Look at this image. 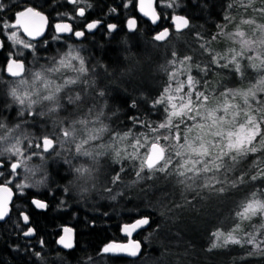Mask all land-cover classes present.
<instances>
[{"label":"snow or ice","instance_id":"6c2138e0","mask_svg":"<svg viewBox=\"0 0 264 264\" xmlns=\"http://www.w3.org/2000/svg\"><path fill=\"white\" fill-rule=\"evenodd\" d=\"M70 4L76 6L81 0H68ZM156 0H136V6L140 13L151 19L156 24L162 17L156 14L153 7ZM255 0H230L225 5L226 9L240 13L243 10L246 13L249 9L258 13L264 18V0H259L260 7L254 8ZM133 5V0H127L123 7L127 9ZM160 7L178 8L180 5L176 0H159ZM7 6L0 0V11ZM92 7L85 3L84 6L74 7L75 16H69L67 13L61 14L63 20L70 22H59L55 24V31L58 35L53 37V41L61 39L60 34H70L76 38L85 37L86 33L97 30L103 23L102 19L87 21L82 29L79 28V18L86 16V10ZM115 12L116 9H110ZM164 19H168L165 13ZM172 31L180 32L183 29L194 27L187 16L173 15ZM235 17L231 14L224 15V24L218 25L219 31L216 35L205 39L199 32L194 33V39L197 41L195 49H188L193 55L199 58L207 54L209 59L195 64L198 75L203 73L201 79H196L191 74L193 68V55L178 54L176 51L170 53L172 59L169 64L172 69L168 72V84L163 93L152 103V108L157 105H163L164 120L155 123L143 116L132 115L128 119L131 127L120 132L110 130L108 125L104 124L105 111L108 103L104 100L99 111L96 109V98H104L106 93L98 88L94 78L87 77L89 69L85 66V58L80 54V50L69 45L66 52L59 58H51L50 66L41 65L39 71L27 69L28 75L25 76V64L23 53L14 56L9 53V59L6 63L5 71L10 77L19 78L15 86L9 88V96L13 103L18 105V117L23 118L27 113L30 118L51 119L58 116L59 113H67L61 119L51 120L52 131L46 135L30 138L24 133L15 135L19 132L22 124L32 123V120H21L9 128L0 118V221L9 215V203L12 200L15 187L19 193H23L25 188L39 187L47 183V173L40 167H29V161L38 158L45 162V156H60V151L64 149L72 152L73 158L87 157L89 165H80L73 167L74 180L79 185V191L83 194L90 193L96 188L98 174L100 171V160L110 158V162L117 165L114 168V175H110L108 183L110 187H105L104 191L111 194L110 199L116 200L117 196L123 195L117 191L113 193V187L117 184H123L122 177L127 175L125 162H136L131 166L134 170V179L126 186H134L145 181L159 180L161 177L165 181L174 182L182 187V199L180 203L173 202L171 207H167L169 212L183 210L192 204L183 192H193L196 196L207 191L210 196H224L232 190L247 188L251 185V190L245 200L238 205L239 210L235 213V218L239 221L251 220L252 217L260 215L264 217V111L253 109L252 103H259L264 108V102L257 101V94L264 93V76L257 81L246 92H237L223 84H212L206 77L213 68L219 70H231L235 74L244 77L242 61H247L248 66L254 69H264V25H257L254 19H242L241 24L252 27L253 34L259 31L257 39H248L244 31L226 33L224 30ZM48 25V17L42 12L28 7L23 11L15 13V23L7 22L0 25L4 29L20 28L28 37H41L44 35ZM76 25L77 28H74ZM236 25H233L235 27ZM117 25L113 23L106 24L108 32H114ZM126 27L129 31L136 30L137 21L127 19ZM170 30L163 28L153 36L154 41L163 42L168 39ZM217 37L227 38L233 43L239 45V51L232 48L231 58L227 55H220L212 48V43ZM9 39L15 41L18 45H23L25 49L32 50L34 58L38 61L40 57L35 56L36 44L25 42L20 39L16 31H12ZM47 46L48 41L43 42ZM3 41H0V48H3ZM76 63H73V62ZM102 68L105 66L101 65ZM71 71L72 75H65ZM95 71V66H93ZM106 71V68H105ZM216 75L215 72H212ZM184 76V79H181ZM52 77H56L61 83H56ZM30 78V79H29ZM0 82L2 78H0ZM175 84V87H173ZM80 87V91H75ZM185 88L187 90H185ZM94 93V95H93ZM237 96L243 98V107L239 104L229 103V98L236 99ZM217 101L214 108L207 106ZM84 105L88 107L84 108ZM11 107V105H8ZM133 109L137 105L133 101ZM119 109L112 115H116ZM80 112L84 114L78 115ZM253 112L258 113L254 115ZM76 117V118H72ZM42 127V126H41ZM143 131H135L136 129ZM105 133H109V141L103 142ZM26 142V143H25ZM66 145L70 147L65 148ZM39 150V151H37ZM261 153L253 161L249 168L241 167L249 154ZM66 163L71 164L68 160ZM7 164V167H6ZM23 169L35 176L38 172L41 178L35 180L32 184L27 182L14 183L20 176L18 170ZM159 174V175H158ZM259 182L260 187L257 186ZM73 181H69L72 185ZM12 185V187H9ZM62 192L69 194V187L65 186ZM146 191H153V185H146ZM53 194L50 192V195ZM167 193L162 195V199L167 197ZM63 203V201H61ZM33 205L38 209H46L48 205L38 199L32 200ZM150 205L147 203L143 208L136 207L135 213L130 218V222L121 225V232L127 238V243L116 241L109 242L102 248L103 254H125L136 257L140 254L141 243L132 240L133 233L139 234L141 230H146L151 226L155 217L145 215L149 211ZM163 216L164 212H159ZM20 222L24 225H30V216L27 211L20 212ZM158 227V226H157ZM17 228L23 237H31L35 234V229L28 226L26 230ZM65 235L61 236L58 243L65 248L71 249L72 229L64 228ZM240 232V224L236 223L227 233L217 228L212 236L215 238L209 251L213 248L227 247L228 245H246L252 246V251L248 255H264V223L258 228H254L251 233H244L238 238L235 233ZM147 239V237H145ZM43 245V240L39 241ZM18 250V246H17ZM40 257V253H35Z\"/></svg>","mask_w":264,"mask_h":264},{"label":"trees","instance_id":"16d2710c","mask_svg":"<svg viewBox=\"0 0 264 264\" xmlns=\"http://www.w3.org/2000/svg\"><path fill=\"white\" fill-rule=\"evenodd\" d=\"M2 2L7 6L3 10L4 19H10L15 11L26 5H32L45 13H50L52 10L50 16L53 17L62 18L61 14L64 13L71 15V7L65 5L67 0H2ZM229 2L230 0H176L180 6L174 10L187 15L194 27L182 33L173 34L163 44L154 42L149 35L141 31L143 29H140L135 34L121 31L112 39L99 35L81 47L85 63L91 68L90 71L95 66L96 78L94 79L98 82V88L106 93L101 99H109L107 100L108 111L111 114L109 122L115 131L123 132L131 127L128 117L132 115L147 118L153 122V126L157 122H163V105H157L153 109L152 103L167 87L168 72L165 68L169 71L172 69L169 64L172 59L170 53L176 51L181 55L185 53L193 55L188 49L196 48L195 32H199L206 40L216 35L219 31L218 25L224 24V15L227 13L235 19L225 28L226 33L240 30L246 33L245 38L257 39L259 31L254 35L252 27L241 24L240 21L254 19L257 25H264V18H261L258 13L254 14L251 9L246 13L243 10L240 13L228 10L225 5ZM253 7L257 9L260 7L259 0H255ZM233 25L236 26L233 27ZM0 37L3 36L0 34ZM59 45L62 48V43ZM49 48L50 45L45 49L37 46L35 55L42 60L50 54ZM212 48L220 55H227L229 59L232 48L239 51L238 44L220 37L212 43ZM9 53L11 51L5 44L0 51V78L4 77L3 69ZM30 56L31 53L26 51L23 58L28 60ZM208 59L207 54L199 58L193 55L191 74L194 78L203 77V73L198 75L195 64L200 63L204 66V62ZM101 65L105 66L106 71ZM242 68L244 69L243 78L234 71L213 68L212 72L216 75L209 72L206 79L212 84H223L237 92H246L264 76V69L251 68L246 60L242 61ZM181 79H184V76H181ZM210 100L212 102L207 107H216L217 101L212 100L211 97ZM133 101L137 105L136 109L131 107ZM257 101L264 102V93L257 94ZM4 102L5 98H0V118L6 120L8 109L7 103ZM101 102L104 103V100ZM229 103L243 107V98L241 96H237L236 99L229 98ZM252 108L264 111L261 104L255 102L252 103ZM117 109H119L117 114L112 115ZM253 114L258 115L256 112ZM47 129H45L46 132L52 131L51 126ZM135 131H143V129L138 128ZM29 135L33 138V142H36L34 137L41 136V133ZM258 156L262 154H249L242 161L241 167H251ZM53 162H48L46 165L47 183L44 184L45 188L42 192L27 190L21 195L16 192L8 218L0 222V264H264V255H248V252L252 251L251 245L245 244L243 247L228 245L209 251L215 240L212 233L217 228L227 233L236 223H239L240 232L234 234L239 238L244 233L253 232L254 228L264 223V217L260 215L246 221L235 218V213L239 210L238 205L245 200L251 185L247 188L232 190L220 197L210 196L206 190L201 192L200 196H196L191 191L185 194L183 192V196L192 201V204L183 210L169 212L165 205L171 207L173 202H181L182 187L174 182L165 181L161 177L159 180L142 182L140 186L129 187V190L125 191L127 195H119L116 200L110 199L109 193L103 190V193L108 194L104 203L97 206H82L74 203L75 201L70 199L68 194L65 195L62 192L61 189L66 186L68 178H66L64 166ZM133 163L136 162H125L127 175L122 177L124 183L128 181L127 184H129L135 178L131 166ZM114 168H117V165L114 164ZM114 174L113 171L111 175ZM144 184L153 185L152 193L149 192L152 196H147L146 199L141 197L145 188ZM110 186L108 183L106 187ZM257 186L262 185L257 182ZM112 187L115 189L114 186ZM119 187L121 191L124 189L122 184H119ZM50 192L53 194L50 195ZM164 193L168 195L162 199ZM33 197L46 200L48 207L42 210L31 205ZM156 198L165 204L161 207L156 202ZM146 203L150 205V209L144 214L154 216L155 219L151 226L139 234L141 240L142 235L149 236L146 239L147 242L142 241L144 246L142 254L136 259L100 254L101 247L106 242L122 240L121 223L130 221L135 214L133 209L138 206L143 208ZM25 210L35 228L33 239H25L17 228L18 223L22 227L20 212ZM161 211L164 212L163 216L159 215ZM64 224L72 225L77 231L75 247L69 250L59 248L56 243L60 228ZM161 233H164L163 237ZM156 235L159 238L154 240ZM41 240L44 242L43 245L39 243ZM160 244H165L164 248ZM177 251L181 252V255L177 254ZM35 253H40L41 256L37 257Z\"/></svg>","mask_w":264,"mask_h":264},{"label":"rangeland","instance_id":"374dc122","mask_svg":"<svg viewBox=\"0 0 264 264\" xmlns=\"http://www.w3.org/2000/svg\"><path fill=\"white\" fill-rule=\"evenodd\" d=\"M167 2V0H166ZM165 11L168 12V10L171 11L172 8H163ZM1 12V16H4V12L3 11H0ZM175 13V12H178V11H175L174 9H172V13ZM7 22L8 24H11L12 22L9 20H4V21H1V23H5ZM0 23V25H2ZM12 31H16L19 38L20 39H23L26 43L27 42H32L28 39H26L25 37H23V35L21 34L20 30L18 28L16 29H12V28H8V29H4L3 27H0V34L3 36L2 38L0 37V41H3V44L5 43L8 48L10 49L11 53L14 55V56H18L20 53H24L26 51H30L31 53V56L29 57V62H28V65L26 67V72H25V76L28 75V72H27V69H31V71L35 72V71H39L40 70V66L41 65H47V66H50V61H51V58H59V56L61 54H63L64 52L67 51L68 49V46L69 45H73L75 47H77L79 50H80V54L83 56V53L81 51V47L82 45L81 44H78L76 42H68V41H65L63 40L62 42V45L60 48V45L57 44L58 42L57 41H53V38H51V40H47L48 41V44L47 46H44V44H36L35 42H32V43H35L36 46H41L45 49V47H48L49 45L50 48V54L46 55L42 60H36L34 58V55L32 53V50L30 49H25L23 47V45H18L15 43V41L9 39V36L11 34ZM51 42V44H49ZM37 52L35 51V54ZM36 56V55H35ZM73 63H76L75 61ZM85 66L89 69L88 71V74H87V77L85 78H96L94 76V71H90L91 68L88 67V64L86 65L85 63ZM65 75H72L71 71H68L65 73ZM92 76V77H91ZM91 77V78H90ZM19 78H15V79H9L8 77L6 78H2V81L3 82H0V98H5V102L4 103H7V106L6 108L8 109V117L7 119L5 120L4 119V122L8 125L9 128L13 127L15 124L17 123H20L21 120H32V123H27V124H22L19 132L17 133H14L15 135H19L20 133H24L26 135H28L30 137V133H36V132H40L41 133V136L42 135H46L48 134V132H46L45 129H47L50 125H51V120H58V119H61L63 118L64 116L67 115V113L65 112H61L59 113L58 116H54L52 117L51 119H49L48 117H45V119L41 120V119H38V118H30L28 117L27 113H25L24 117L21 118V117H18V105H14L11 97L9 96V88L11 86H15V83L18 81ZM30 79V78H29ZM52 79L55 80L56 83H61V81L59 79H57L56 77H52ZM96 80V79H95ZM96 83H97V86H98V82L96 80ZM81 88L80 87H76L75 88V91H80ZM94 95V93H93ZM102 100H109V99H101L99 97L96 98V109L95 111H99L101 105H103V102H101ZM8 105H11V107H8ZM15 107V108H14ZM88 107V105H84V108ZM211 109V108H209ZM105 111V118L104 119V124L108 125L109 129L110 130H114V127L111 126L110 124V120H111V114L109 113L108 111V107L104 109ZM84 113L83 112H80L78 115L82 116ZM72 118H76V117H72ZM42 126V127H41ZM48 131V129H47ZM109 133H105L104 134V137H103V142L104 143H107L109 141ZM26 143V142H25ZM35 144V142H33ZM70 147L69 145H66L65 148H68ZM58 151H60V156H53V155H47L45 156V160H46V163L45 162H42V161H37L38 158H33L31 161H29V167H40L41 170L43 172H45V168H46V165L48 162H51V161H54L53 163H57L58 165H62L64 166V172H65V175L67 176L66 178H68V182L66 184V186L69 187V198L74 200L76 204L78 205H82V206H92V205H96L97 204H100V203H104V199L108 196V194L106 193H103V190L104 188L107 186V182L110 178V175L112 174L113 172V169H114V164L110 162V158H103L100 160V171H99V174H98V179H97V185H96V188L93 189L90 193H87V194H83L79 191V185L77 182H75L74 180V173L72 171L73 167H78L80 165H85V166H88L89 165V158L87 157H79V158H73V155H72V152H69V151H65L64 149H57ZM39 151V150H37ZM48 160V162H47ZM70 160L71 161V164L69 163H66V161ZM20 172V176L17 177V179L14 181V183H24V182H27L29 184H32L35 180H38L41 178V175L40 173L38 172L35 176H32L30 173L26 172L25 170L23 169H20L18 170ZM69 181H73V184L72 185H69ZM128 181H125L124 184H122V186L124 187V189L121 191L120 187H119V184H117L115 187V189H113V193L112 194H115L117 191L119 192H122L123 195L121 196H125L127 195L125 193V191L129 190V187L131 186H127ZM142 183L140 184H136V185H141ZM145 185V184H144ZM45 188L44 184L43 185H40L39 187H28V188H25L23 193L24 194L27 190H31L33 192H36V193H39V192H42V190ZM145 188H146V185H145ZM145 188H143V194L141 195L142 198L146 199L147 196H152L150 195L152 192H149L145 190ZM16 192L18 194L21 195V193H19L16 189ZM190 192V191H189ZM187 193V192H184V194ZM111 195V194H109ZM155 196V195H154ZM110 197V196H109ZM156 202L161 205V207L165 204V202H162L160 199H155ZM162 202V203H161ZM159 207V206H158ZM144 231V230H143ZM141 231V232H143ZM140 232V233H141ZM139 233V234H140ZM164 236V233H161V237ZM145 237H147L148 239V235L147 236H144L142 235L141 238L142 240L141 241H144V242H147V240L145 239ZM159 238L158 235L155 236L154 240ZM143 243V242H142ZM149 243V242H148ZM165 243V242H164ZM167 244V243H166ZM150 245V243L148 244V246ZM168 245V244H167ZM160 246L162 248H164L165 244H160ZM165 254H166V251L164 250L163 251ZM177 254H180L181 255V252H176Z\"/></svg>","mask_w":264,"mask_h":264},{"label":"flooded vegetation","instance_id":"af4514ba","mask_svg":"<svg viewBox=\"0 0 264 264\" xmlns=\"http://www.w3.org/2000/svg\"><path fill=\"white\" fill-rule=\"evenodd\" d=\"M126 2H127V0H81L80 4H78L76 6H73L67 0V2H65V5L68 6V7H71V12H70L71 15H69V16H75L76 15V13L73 10L74 7L84 6L85 3L92 5V7L90 9H87L86 10V16L84 18H79V28H77L76 25H73V27L74 28H77V30L82 29L83 26H84V23L87 22V21H92V20H96V19H102L103 20V23H102V25L97 30H95V31H93L91 33H86L85 34V37H83V38H76L74 36H71L70 34H68V35H60L61 36V39L57 41L58 42L57 44L63 43L62 41L65 40V41H68V42L69 41L70 42H76V43L81 44L82 46H84V45H87V43L91 39H93L94 37L99 36V35L105 36L108 39H112L113 36H115V34L117 35V33L121 32V31L122 32L123 31H126L127 33L135 34V33H138V31L140 29H143L141 31H143L144 33H146L147 35H149V37H151V39L153 38V36L157 32H159L163 28H170L171 29V35H170V37L173 34L182 33V32H178L177 33L175 31H172L173 25L171 23V19L170 18H171L172 14L174 12L172 13V11H170V10H168V12H167L164 9H162L160 7V5H159V0H156L155 9H156V12L158 13V15H160L162 17V19H160L156 25L152 24L148 19L144 18L141 15V13L138 10V7L136 6V0H133V5H130L127 9H125L123 7L124 3H126ZM26 6H32V5H26ZM26 6H24V7H26ZM60 6H61V4L59 5V7ZM32 8H34V6ZM113 8L116 9V11L114 13L110 11V9H113ZM21 9H19V10H21ZM19 10H17V11H19ZM17 11L14 12L13 17H11L10 19H7V18L4 19V17L0 15L1 16L0 17V20L1 21H3V20H8L9 21L10 20L12 22V20H14L15 13ZM39 11H41V10H39ZM41 12H43V11H41ZM43 13H45V12H43ZM50 13H52V10H51ZM50 13H45L47 15V17H48V23H49L48 24V28H47V33H46L45 37L42 38L41 40H38V41H33V40H30V39H28V40H30L32 42H35L36 44H42L45 40L46 41L48 39L51 40V38H53L54 36L58 35L56 33V31H55V28H54V24L56 22H58V21H67V22H70L68 20H63L62 18H60V16H54V17L53 16H50ZM165 13L167 14L168 19H164L163 18L165 16ZM0 14H1V12H0ZM132 18H134L137 21V27H136V30L129 31L127 29V27H126V22H127V19H132ZM109 23H113V24H116L118 26L117 29L114 32H108V30L106 28V24H109ZM170 37H169V39H170ZM167 41H165V42H159V44L166 43ZM154 42L158 43V41H154ZM49 44H51V42ZM4 46H5V43H4ZM2 49L3 48H0V51ZM8 59H9V55H8V57L6 59L5 66H6V63H7ZM28 62H29V57H28V60L24 59L25 69H26V67L28 65ZM5 66H4V68H5ZM6 77H8L9 79L10 78L11 79H15V78L10 77L9 75H7L6 72L4 71V78H6ZM6 167H7V164H6ZM10 186L12 187V185H10ZM12 189L14 191V194L16 195V188L15 187H12ZM15 195H14V198H15ZM14 198H13V200H14ZM13 200H12V202H13ZM31 200H32V198H31ZM12 202H11V204L9 206L10 211H11ZM46 203H47V205H49L47 201H46ZM31 205H32V202H31ZM10 211H9V214H10ZM64 225H68V224H64ZM28 226L33 227L32 224H31V221H30V225H24V224H22V227H20V229L26 230V228ZM61 228H60V234H61ZM76 233H77V231H76ZM34 236H35V234L33 235L32 238H26V237H24V238L25 239H33ZM122 240H124V238H122ZM75 241H76V234H75ZM63 250H69V249H63Z\"/></svg>","mask_w":264,"mask_h":264},{"label":"water","instance_id":"95a60500","mask_svg":"<svg viewBox=\"0 0 264 264\" xmlns=\"http://www.w3.org/2000/svg\"><path fill=\"white\" fill-rule=\"evenodd\" d=\"M146 4H147V0H146ZM28 7H32V6H26V7L22 8L21 10L17 11L16 13H18V12H20V11H23V10H25V9L28 8ZM153 7H154V9H155V3H154V5H153ZM34 9H36V8H34ZM36 11L41 12V11H39L38 9H36ZM155 12H156V9H155ZM42 13H43V12H42ZM43 14H44L45 16H47L45 13H43ZM156 14H158V13L156 12ZM141 15H142L144 18L148 19V20L151 22V19H150L149 17L144 16L142 13H141ZM173 15H185V14H183V13H181V12H175V13L172 14V16H173ZM172 16H171V17H172ZM185 16H187V15H185ZM187 17H188V16H187ZM158 21H159V20H158ZM158 21H157V23H158ZM59 22H67V21H58V22H56V23H59ZM14 23H15V16H14V20H12V24H14ZM56 23H55V24H56ZM151 23H152V22H151ZM157 23H156V24H157ZM171 23H172V21H171ZM48 24H49V23H48ZM55 24H54V26H55ZM152 24H153V23H152ZM156 24H154V25H156ZM172 25H173V23H172ZM47 28H48V25H47V27H46V29H45V32H44V35H43V36H41V37H36L34 40H33V38L28 37L27 34L24 33L22 29L19 28V30H20L21 34L23 35V37H25L26 39H30V40H33V41H38V40H41L42 38L45 37V35H46V33H47ZM54 28H55V27H54ZM168 29L170 30V35H171V29H170V28H168ZM162 30H163V29H161L160 31H162ZM185 30H186V29H183V30H181L180 32L185 31ZM94 31H95V30H94ZM160 31H159V32H160ZM157 33H158V32H157ZM157 33H156V34H157ZM60 35H68V34H60ZM170 35H169V37H170ZM169 37H168V39H169ZM168 39H167V40H168ZM167 40H166V41H167ZM163 42H165V41H163ZM158 43H159V42H158ZM6 74H7V73H6ZM7 75H8V74H7ZM9 187H11V186L9 185ZM12 191H13V189H12ZM14 195H15V194H14V191H13L12 200H13V198H14ZM34 199H38V200H41V201H43V202L46 203V201L43 200V199H41V198H38V197H34V198H32V200H34ZM12 200L10 201L9 206H10ZM32 200H31V202H32ZM46 204H47V203H46ZM32 205H33V203H32ZM7 217H8V216H7ZM7 217H5L4 220H2V221H0V222L5 221V219H6ZM128 222H130V221H126V222H123V223H128ZM123 223H121V225H122ZM121 225H120V229H121ZM64 228H70V229H72V233H71V242H72L73 247H74V246H75V233H76V229H75L73 226H71V225H64V226H62V228H61V234L58 236V238H57V240H56L57 246H58L59 248H61V249H68V248H65L63 245H61V244L58 243L60 237L65 235V233H64V231H63ZM147 228H148V227H147ZM147 228H146V229H147ZM141 231H143V230H141ZM141 231H140V232H141ZM140 232H139V233H140ZM120 234H121V237L124 238V240H117V241H116V240H111V241H109V242L116 241V242H120V243H127V238L123 235V233L121 232V230H120ZM32 237H33V236H31V237H27V238H32ZM131 239H132V240H137V241H139V242L141 243V251H140V254H139L138 256H136V257H131V256H128V255H125V254H119L118 257H125V258H129V259H136V258H138V257L142 254L144 246H143V243H142L141 239H139V234H137V233H133V236L131 237ZM109 242H106L105 244H103L102 247H101V250H102V248H103L106 244H108ZM73 247H72V248H73ZM100 254H103L102 251H101ZM104 255L117 256L116 254H104Z\"/></svg>","mask_w":264,"mask_h":264}]
</instances>
